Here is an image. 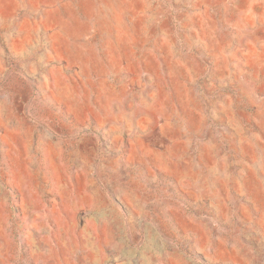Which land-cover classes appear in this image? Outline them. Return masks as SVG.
<instances>
[{
  "label": "rangeland",
  "instance_id": "374dc122",
  "mask_svg": "<svg viewBox=\"0 0 264 264\" xmlns=\"http://www.w3.org/2000/svg\"><path fill=\"white\" fill-rule=\"evenodd\" d=\"M0 264H264V0H0Z\"/></svg>",
  "mask_w": 264,
  "mask_h": 264
}]
</instances>
